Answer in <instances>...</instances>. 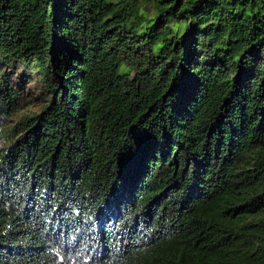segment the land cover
I'll return each instance as SVG.
<instances>
[{"label": "trees", "instance_id": "1", "mask_svg": "<svg viewBox=\"0 0 264 264\" xmlns=\"http://www.w3.org/2000/svg\"><path fill=\"white\" fill-rule=\"evenodd\" d=\"M0 264H264V0H0Z\"/></svg>", "mask_w": 264, "mask_h": 264}]
</instances>
